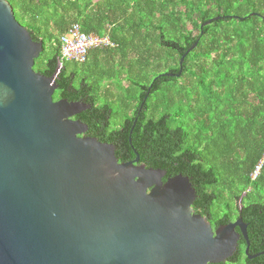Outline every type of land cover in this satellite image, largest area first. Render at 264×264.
Instances as JSON below:
<instances>
[{
    "label": "trees",
    "instance_id": "1",
    "mask_svg": "<svg viewBox=\"0 0 264 264\" xmlns=\"http://www.w3.org/2000/svg\"><path fill=\"white\" fill-rule=\"evenodd\" d=\"M8 1L44 42L35 70L52 77L62 62L55 99L92 106L75 117L87 136L114 144L120 162L136 149L164 181L190 177L196 213L214 230L242 217L250 255L264 252V0ZM74 25L114 46L62 61ZM247 247L242 237L220 264H264Z\"/></svg>",
    "mask_w": 264,
    "mask_h": 264
},
{
    "label": "water",
    "instance_id": "2",
    "mask_svg": "<svg viewBox=\"0 0 264 264\" xmlns=\"http://www.w3.org/2000/svg\"><path fill=\"white\" fill-rule=\"evenodd\" d=\"M44 50L0 0V264H220L242 237L264 254L242 217L214 230L196 213L190 177L87 136L75 117L92 106L55 99L62 62L36 71Z\"/></svg>",
    "mask_w": 264,
    "mask_h": 264
},
{
    "label": "built area",
    "instance_id": "3",
    "mask_svg": "<svg viewBox=\"0 0 264 264\" xmlns=\"http://www.w3.org/2000/svg\"><path fill=\"white\" fill-rule=\"evenodd\" d=\"M110 46H114V43L109 37L87 35L82 32L79 25H74L61 38L62 61L83 63L92 49Z\"/></svg>",
    "mask_w": 264,
    "mask_h": 264
}]
</instances>
